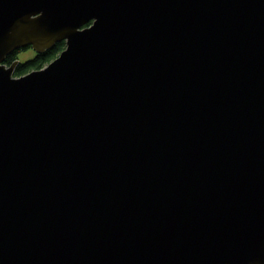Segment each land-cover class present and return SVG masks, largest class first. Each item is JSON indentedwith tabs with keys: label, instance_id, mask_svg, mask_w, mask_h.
I'll use <instances>...</instances> for the list:
<instances>
[{
	"label": "water",
	"instance_id": "95a60500",
	"mask_svg": "<svg viewBox=\"0 0 264 264\" xmlns=\"http://www.w3.org/2000/svg\"><path fill=\"white\" fill-rule=\"evenodd\" d=\"M0 264H264V0H0Z\"/></svg>",
	"mask_w": 264,
	"mask_h": 264
},
{
	"label": "trees",
	"instance_id": "16d2710c",
	"mask_svg": "<svg viewBox=\"0 0 264 264\" xmlns=\"http://www.w3.org/2000/svg\"><path fill=\"white\" fill-rule=\"evenodd\" d=\"M64 46V40H58L55 41L51 46L43 49L42 51H34L32 56L24 59V60H19L17 57V52L23 48H26L28 46H20L15 49H13L11 52L5 55L4 57V62L9 64L12 62L14 59H18L17 63L14 66L13 74L19 75L23 74L31 69H36L44 64L48 63V61H51L53 57H55L58 52L61 51V49Z\"/></svg>",
	"mask_w": 264,
	"mask_h": 264
},
{
	"label": "rangeland",
	"instance_id": "374dc122",
	"mask_svg": "<svg viewBox=\"0 0 264 264\" xmlns=\"http://www.w3.org/2000/svg\"><path fill=\"white\" fill-rule=\"evenodd\" d=\"M17 53H18L17 54L18 59L19 60H24V59L32 56L33 53H35V52L30 46H28L26 48H23V49L19 50Z\"/></svg>",
	"mask_w": 264,
	"mask_h": 264
}]
</instances>
